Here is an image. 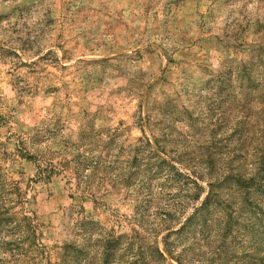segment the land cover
Here are the masks:
<instances>
[{
  "label": "rangeland",
  "instance_id": "rangeland-1",
  "mask_svg": "<svg viewBox=\"0 0 264 264\" xmlns=\"http://www.w3.org/2000/svg\"><path fill=\"white\" fill-rule=\"evenodd\" d=\"M263 158L264 0H0V264H264Z\"/></svg>",
  "mask_w": 264,
  "mask_h": 264
},
{
  "label": "trees",
  "instance_id": "trees-1",
  "mask_svg": "<svg viewBox=\"0 0 264 264\" xmlns=\"http://www.w3.org/2000/svg\"><path fill=\"white\" fill-rule=\"evenodd\" d=\"M85 154H86V156L88 155V151L87 152H85ZM27 158H30L29 157V155H28V157ZM264 159V158H263ZM96 164H98L97 162L95 163V160L94 159H91V160H88L86 157H85V172H87V171H89V170H92L94 167H96L97 165ZM264 165V162L261 164V166H263ZM196 186H197V190H198V192H199V194L198 195H196V200L198 201L200 198H201V196H202V194H203V192H204V188L203 187H201L200 186V184H196ZM210 186L211 187H213V189H214V187H215V185H213V183L212 184H210ZM5 189V185H4V183L3 182H1L0 181V198H2L3 196L5 197V195H3V190ZM215 195H214V192L211 190L210 191V193L207 195V197H206V199H205V202H204V204H203V206L202 207H204V205H206L207 203H210V202H208V200H210V197H211V199L214 197ZM3 203H5V202H3ZM2 206L3 205H0V217L2 216V215H9V211L8 210H4L3 208H2ZM9 217H11V215L9 216ZM8 217V218H9ZM25 220L26 219H23V221L21 222V224H23L24 222H25ZM29 221V220H28ZM28 221H27V224L28 225H26V227L28 228V229H30L31 228V226L29 225V223H28ZM9 223H11L12 221H8ZM2 224V222H1V219H0V225ZM29 237L31 238V236L29 235ZM27 241V240H26ZM25 241V242H26ZM19 244V243H18ZM32 245H34V244H32ZM20 248H19V245H17V247L15 248V250H19ZM158 252H159V254H160V256L163 258V254H162V252L158 249Z\"/></svg>",
  "mask_w": 264,
  "mask_h": 264
}]
</instances>
